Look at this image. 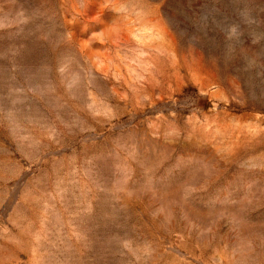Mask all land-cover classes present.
I'll use <instances>...</instances> for the list:
<instances>
[{"label": "rangeland", "instance_id": "rangeland-1", "mask_svg": "<svg viewBox=\"0 0 264 264\" xmlns=\"http://www.w3.org/2000/svg\"><path fill=\"white\" fill-rule=\"evenodd\" d=\"M0 264H264V0H0Z\"/></svg>", "mask_w": 264, "mask_h": 264}]
</instances>
